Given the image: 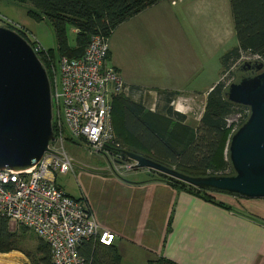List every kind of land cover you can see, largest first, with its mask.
<instances>
[{
    "label": "crops",
    "instance_id": "obj_1",
    "mask_svg": "<svg viewBox=\"0 0 264 264\" xmlns=\"http://www.w3.org/2000/svg\"><path fill=\"white\" fill-rule=\"evenodd\" d=\"M5 9L0 2V19L36 37L26 19L12 12L15 7ZM107 44V63L118 72L126 95L154 110L163 107L164 92H172L169 105L195 126L219 76L215 57L236 41L228 0H161L117 25ZM207 61L214 74L204 81ZM116 168V173L108 164L97 168L105 169L102 173L79 171L75 197L52 176L70 197H81L98 229L113 234L120 264H147L158 256L176 264H264V198L212 193L235 211L148 180L146 169Z\"/></svg>",
    "mask_w": 264,
    "mask_h": 264
},
{
    "label": "trees",
    "instance_id": "obj_2",
    "mask_svg": "<svg viewBox=\"0 0 264 264\" xmlns=\"http://www.w3.org/2000/svg\"><path fill=\"white\" fill-rule=\"evenodd\" d=\"M16 1L27 3L29 7L26 14L35 19H43L50 26L54 47L44 48L41 45L44 51L37 55L49 78L46 70L48 63L54 65L61 56L69 58L81 56L91 35H100L107 42V38L117 25L161 0ZM228 4L236 44L219 56L221 75L207 91L196 125L190 126L185 123V115L169 105L172 92H164V103L161 109L158 107L149 110L140 100L130 98L123 91L112 97L110 101L109 124L113 142L105 145V157L100 154L105 161L123 167L131 163L126 156V153L130 152L189 176L233 173L227 157V143L231 132L246 119L248 107L228 101L225 90L229 83L257 72L251 67L242 66L243 62L252 65V61L256 60L264 67V0H228ZM68 28L73 29L71 45L67 41ZM19 34L25 38L24 35ZM243 54L247 56L244 57ZM107 58L108 49L106 61ZM235 63L237 64L234 68L227 73L232 77L227 76L226 71ZM65 137L64 144L68 142L73 147L85 145L82 139L67 137V135ZM145 171L148 180L166 182L178 190H183L205 201L238 211L234 206L215 199L212 193H220L218 191L193 187L152 169ZM228 195L238 197L235 194ZM74 199L82 200L81 197ZM20 229L29 231L24 226H19L12 231L7 219L0 217L1 253L17 250L16 235L21 233ZM32 235L35 244L32 251L27 252L25 256L31 264H53L49 246L34 234ZM77 251L82 258V264H120L119 255L112 243L105 245L97 239L87 238L78 245ZM147 264L176 263L158 256Z\"/></svg>",
    "mask_w": 264,
    "mask_h": 264
},
{
    "label": "built area",
    "instance_id": "obj_3",
    "mask_svg": "<svg viewBox=\"0 0 264 264\" xmlns=\"http://www.w3.org/2000/svg\"><path fill=\"white\" fill-rule=\"evenodd\" d=\"M175 1L169 0L171 4ZM0 23L24 35L38 59L44 48L27 30L3 17ZM107 49L105 39L95 34L89 37L81 56H61L54 65L48 63L53 134L48 148L59 155L44 152L27 169L0 170V217L14 223L16 229L24 226L44 241L53 264H82L77 247L84 239H97L105 245L112 242L113 234L98 229L89 207L54 184L52 176L72 172V158L64 150L66 135L82 139L88 154L99 153L104 157L105 145L113 142L110 101L125 86L105 59ZM107 164L111 169L117 166L108 161ZM123 166L128 168L129 164Z\"/></svg>",
    "mask_w": 264,
    "mask_h": 264
},
{
    "label": "water",
    "instance_id": "obj_4",
    "mask_svg": "<svg viewBox=\"0 0 264 264\" xmlns=\"http://www.w3.org/2000/svg\"><path fill=\"white\" fill-rule=\"evenodd\" d=\"M242 66L257 72L229 83L225 90L228 101L248 107L246 119L228 139L231 175L189 176L130 152L128 168L152 169L193 187L239 198H264V67L256 60ZM51 117L45 70L23 37L0 25V170L27 169L44 152L59 155L48 148L53 139ZM71 163L92 173L105 171L72 159Z\"/></svg>",
    "mask_w": 264,
    "mask_h": 264
},
{
    "label": "rangeland",
    "instance_id": "obj_5",
    "mask_svg": "<svg viewBox=\"0 0 264 264\" xmlns=\"http://www.w3.org/2000/svg\"><path fill=\"white\" fill-rule=\"evenodd\" d=\"M185 1H187V0H185ZM0 2L6 6L5 11L8 13L10 11L7 8H9L10 6L15 7V9L12 10V12L14 14L22 16L24 19H26V21L30 25V28L34 32V35H36V37H37V39H36V37H34V38L36 39V41L40 45H42L44 48H53L54 47L53 35H52L49 24L43 19H35V18H32L31 16H29L28 14H26V10L29 7V5L27 3H22V2H18V1H8V0H0ZM178 6L179 5H177V7ZM0 16H3V15H0ZM183 26H185L184 22H183ZM173 29H175V28L173 27ZM67 41L70 45L73 44V32L70 31V28L67 29ZM243 56L246 57L247 55L243 54ZM218 59H219L218 56L215 57V65L216 66H218ZM239 60H241V59H239ZM236 64L237 63L233 64V67H230L226 71L227 76L232 77V75H229L227 73H229V71L231 69H233ZM210 67H211L210 63L207 61L205 64V68H204L205 70L203 72L204 81H206V78L210 74H212V75L214 74V69L210 73ZM123 73H125V70H123ZM220 75L221 74L219 73V76ZM216 78H217V76H216ZM200 106H201V102L197 103V107L195 108V114L199 111ZM230 118H233V117H230ZM71 145H72L71 143L65 142L64 150L67 153V155L72 157L74 160H76L78 162L80 161L81 163H85L91 167L94 165L98 166L97 168L107 165V162L104 160V158L100 154L87 155L88 152L85 151L84 146L82 144H80L77 147H73ZM117 168L119 169V167H117ZM117 168L112 169V170L117 171L118 170ZM124 169H129V168H124ZM72 170H73V173H71V172H67V173H63V174L62 173H54L53 175H54L55 183L60 184L61 187L64 189V191H66L71 196L75 197V195L78 191V182L76 179L78 176V172L82 171L83 169L73 165ZM83 171H85V170H83ZM126 176L128 178L132 177L130 174H127ZM138 177H142V176L137 175L134 178H138ZM8 224H9L10 229L12 231H14V229L16 228L15 224L12 223L11 221ZM19 231H21V233L16 235L17 250L16 249L10 250V251L4 252V253L0 252V254L6 255V254H10V252L13 253V251H15V252H17V255L13 259V262H15V264H31L30 260L25 256V254L27 252L30 253L32 251L33 245L35 244V239L33 238L34 236L29 231H26V230L22 231L21 229Z\"/></svg>",
    "mask_w": 264,
    "mask_h": 264
},
{
    "label": "bare ground",
    "instance_id": "obj_6",
    "mask_svg": "<svg viewBox=\"0 0 264 264\" xmlns=\"http://www.w3.org/2000/svg\"><path fill=\"white\" fill-rule=\"evenodd\" d=\"M17 255V252H13L10 254H0V264H15V262H13L14 257Z\"/></svg>",
    "mask_w": 264,
    "mask_h": 264
}]
</instances>
